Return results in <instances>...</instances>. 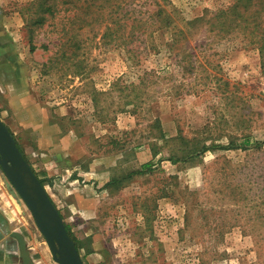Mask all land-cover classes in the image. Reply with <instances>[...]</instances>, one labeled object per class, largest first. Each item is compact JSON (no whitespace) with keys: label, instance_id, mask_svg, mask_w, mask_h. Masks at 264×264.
<instances>
[{"label":"rangeland","instance_id":"1","mask_svg":"<svg viewBox=\"0 0 264 264\" xmlns=\"http://www.w3.org/2000/svg\"><path fill=\"white\" fill-rule=\"evenodd\" d=\"M42 1L3 0L1 37L27 67L33 104L60 126L53 143L79 141L82 155L64 159L75 181L63 192L93 205L59 211L84 264H264L256 7L240 5L229 27L223 11L235 0H44L53 13ZM19 130L31 164L41 131ZM196 138L215 146L169 159ZM4 184L20 208L12 201L15 221L0 215V264H16L19 246L59 264L0 166Z\"/></svg>","mask_w":264,"mask_h":264},{"label":"crops","instance_id":"2","mask_svg":"<svg viewBox=\"0 0 264 264\" xmlns=\"http://www.w3.org/2000/svg\"><path fill=\"white\" fill-rule=\"evenodd\" d=\"M2 6L3 0H0V118L5 122L15 140L16 128L20 130L21 128H33L42 132H37V148H33V150L28 148L27 150V152H33V158H30L31 166L39 178H48L49 190L47 187L45 188L59 210L66 204L72 205L78 210H86L93 205V200L90 197L77 191L63 192L64 187L75 181L73 177L69 176L70 174L66 173L68 170L64 167V159L69 158V155L73 157L82 155L79 151V141L71 140L70 142L69 136H63L59 137L58 144L53 143L54 135L58 133L60 126L47 120L45 115L40 113L38 105L33 104L27 67L21 64L16 57V47L14 48L13 43L2 40L1 34H5ZM66 141L68 145H64ZM78 175L81 174L78 173ZM4 186L8 196L0 186V190L3 191V200L0 199V201L4 203L3 206H0V215L5 222L9 219L15 221V219H19V212L13 206L12 201L16 203V207L20 208L19 199L15 198L9 185L4 184ZM3 212H10L11 215H4ZM20 239L21 237L16 233V248ZM41 263L40 257L28 255L26 250L21 249V246L17 248L16 264Z\"/></svg>","mask_w":264,"mask_h":264},{"label":"water","instance_id":"3","mask_svg":"<svg viewBox=\"0 0 264 264\" xmlns=\"http://www.w3.org/2000/svg\"><path fill=\"white\" fill-rule=\"evenodd\" d=\"M0 166L32 213L53 258L59 264H84L63 217L45 186L0 118Z\"/></svg>","mask_w":264,"mask_h":264},{"label":"trees","instance_id":"4","mask_svg":"<svg viewBox=\"0 0 264 264\" xmlns=\"http://www.w3.org/2000/svg\"><path fill=\"white\" fill-rule=\"evenodd\" d=\"M38 4L41 7H45L48 12H52L53 11V8L51 9L50 5L45 4L44 0L42 2H38ZM240 5H243V8H245V9L247 7H250V6H255L256 7L254 9V11H253V14L256 13V15H255L256 17H255L254 22L252 23V26L257 30L256 36L258 38L257 39V43L259 44L258 49H259V51L261 53L262 64H263V67H264V0H235V2L230 7H228L226 10L223 11V16H226V15L227 16L228 15L232 16L233 15V18L229 19L230 20L229 21V27H231L232 25L237 23V18L239 16H241L240 13L244 14V10L238 9V7ZM40 20H42V18L38 17L37 20H35V21L36 22H40ZM235 27H237V26H235ZM156 137L158 138L159 136L157 135ZM160 138L164 139L165 141H168V140L165 139L164 134H161ZM187 141L188 142L190 141L191 144L189 142V145L182 149L183 155L180 156V155H178L176 153L170 154L169 159H172V160H178V159L187 160V159H190V158L198 156L201 152L205 151L207 148H212V146H215V144H213V143L208 145V144H206L204 142H200V140H198L197 138H196V141L193 144H192V140H187ZM232 143H233V145L236 144V142H234V140H232ZM244 143H248V140H246ZM244 143L242 142V143L236 144V145H244ZM20 150L22 151L21 148H20ZM155 151L156 150H154V152ZM22 153H23V151H22ZM23 155L25 156L24 153H23ZM25 158L27 159L26 156H25ZM151 164H152L151 161L143 163L142 164V169L140 170V172L150 170ZM41 182H42V180H41ZM68 232H69L70 236L72 237L69 229H68ZM74 241H75V239H74ZM77 248H78V246H77Z\"/></svg>","mask_w":264,"mask_h":264}]
</instances>
